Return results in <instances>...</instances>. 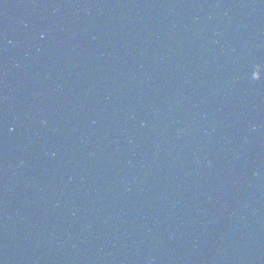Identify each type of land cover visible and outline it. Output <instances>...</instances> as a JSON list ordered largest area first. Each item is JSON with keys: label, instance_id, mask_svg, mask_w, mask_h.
I'll return each instance as SVG.
<instances>
[{"label": "water", "instance_id": "water-1", "mask_svg": "<svg viewBox=\"0 0 264 264\" xmlns=\"http://www.w3.org/2000/svg\"><path fill=\"white\" fill-rule=\"evenodd\" d=\"M0 264H264V0H0Z\"/></svg>", "mask_w": 264, "mask_h": 264}]
</instances>
